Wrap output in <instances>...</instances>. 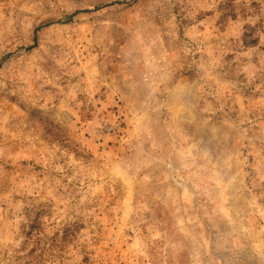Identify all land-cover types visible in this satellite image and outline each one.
Masks as SVG:
<instances>
[{
  "label": "rangeland",
  "instance_id": "rangeland-1",
  "mask_svg": "<svg viewBox=\"0 0 264 264\" xmlns=\"http://www.w3.org/2000/svg\"><path fill=\"white\" fill-rule=\"evenodd\" d=\"M0 264H264V0H0Z\"/></svg>",
  "mask_w": 264,
  "mask_h": 264
}]
</instances>
